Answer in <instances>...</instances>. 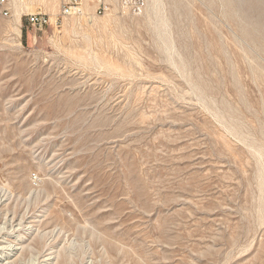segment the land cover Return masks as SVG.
<instances>
[{"label": "rangeland", "instance_id": "obj_1", "mask_svg": "<svg viewBox=\"0 0 264 264\" xmlns=\"http://www.w3.org/2000/svg\"><path fill=\"white\" fill-rule=\"evenodd\" d=\"M11 20L0 241L25 245L11 264H264V0L114 5L37 41Z\"/></svg>", "mask_w": 264, "mask_h": 264}, {"label": "built area", "instance_id": "obj_2", "mask_svg": "<svg viewBox=\"0 0 264 264\" xmlns=\"http://www.w3.org/2000/svg\"><path fill=\"white\" fill-rule=\"evenodd\" d=\"M5 12H0L2 19H12L19 15L21 28L26 21L31 30L34 41H37V32H46L49 27H59L70 17H81L85 14L104 15L114 5L123 12L129 11L137 14L145 6V0H58L59 11L53 16L46 9L41 0H3ZM47 6V3H46ZM35 7V9H32Z\"/></svg>", "mask_w": 264, "mask_h": 264}, {"label": "bare ground", "instance_id": "obj_3", "mask_svg": "<svg viewBox=\"0 0 264 264\" xmlns=\"http://www.w3.org/2000/svg\"><path fill=\"white\" fill-rule=\"evenodd\" d=\"M45 2L47 3V6H49V9L58 7V0H45ZM0 12H5V4H3V0H0ZM0 18H2L1 13H0ZM11 24L13 25L14 29L19 31L20 34L22 33V28H21L22 23L19 15L12 18ZM24 248L25 245H22V241L12 243L11 241H7L5 239L1 240L0 264H11L12 258L15 256V258L17 259L21 253V250H23ZM52 258H53L52 255H48V257L44 258L41 262L37 264H53ZM37 260L38 259H36L34 262L36 263Z\"/></svg>", "mask_w": 264, "mask_h": 264}]
</instances>
